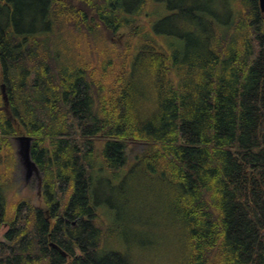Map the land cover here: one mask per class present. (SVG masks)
Instances as JSON below:
<instances>
[{"label":"trees","instance_id":"16d2710c","mask_svg":"<svg viewBox=\"0 0 264 264\" xmlns=\"http://www.w3.org/2000/svg\"><path fill=\"white\" fill-rule=\"evenodd\" d=\"M154 1L0 0V264H137L92 196L127 167L178 190L179 264H264L260 2L157 0L154 23ZM21 133L39 203L11 194Z\"/></svg>","mask_w":264,"mask_h":264},{"label":"rangeland","instance_id":"374dc122","mask_svg":"<svg viewBox=\"0 0 264 264\" xmlns=\"http://www.w3.org/2000/svg\"><path fill=\"white\" fill-rule=\"evenodd\" d=\"M150 7V22H159L167 11L165 4L161 5L155 0ZM157 7L163 9L161 14L156 12ZM216 7L224 20L229 19L226 6L217 4ZM203 23L199 25L203 27ZM166 38L174 39L170 36ZM65 42L75 48L78 43L71 38H59L57 45L61 50ZM116 43L123 45L119 39H116ZM12 141L17 151L15 138ZM40 170L43 178L44 171ZM97 177L96 193L92 190V196L100 219L105 222L104 247L107 250L135 254L137 264H179L185 255V230L173 196L178 190H173L171 186L157 180V177L140 169L130 173L128 167L117 174L97 169ZM12 179L11 194L25 196L35 203L40 202L38 178L35 176L29 183H25L19 161ZM6 229L5 226L0 229V241L5 240Z\"/></svg>","mask_w":264,"mask_h":264},{"label":"water","instance_id":"95a60500","mask_svg":"<svg viewBox=\"0 0 264 264\" xmlns=\"http://www.w3.org/2000/svg\"><path fill=\"white\" fill-rule=\"evenodd\" d=\"M261 10L264 12V0H259ZM2 93L4 99L7 101V94L5 90V84H2ZM15 141L17 145V157L18 161L20 162L24 174L25 183H29L33 177H37L39 180L38 183V193L41 191L43 178L42 172L39 168L37 162L32 158L31 150H32V143L33 137L28 134H19L15 136Z\"/></svg>","mask_w":264,"mask_h":264}]
</instances>
